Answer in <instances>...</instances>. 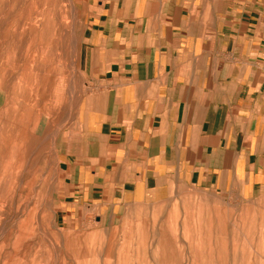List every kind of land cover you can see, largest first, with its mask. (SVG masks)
I'll use <instances>...</instances> for the list:
<instances>
[{
  "label": "crops",
  "instance_id": "0c3cea01",
  "mask_svg": "<svg viewBox=\"0 0 264 264\" xmlns=\"http://www.w3.org/2000/svg\"><path fill=\"white\" fill-rule=\"evenodd\" d=\"M74 199L120 211L187 188L254 191L264 169V0H76ZM68 177V178H69Z\"/></svg>",
  "mask_w": 264,
  "mask_h": 264
},
{
  "label": "rangeland",
  "instance_id": "374dc122",
  "mask_svg": "<svg viewBox=\"0 0 264 264\" xmlns=\"http://www.w3.org/2000/svg\"><path fill=\"white\" fill-rule=\"evenodd\" d=\"M82 33L76 0H0V264H264V169L241 197L75 201Z\"/></svg>",
  "mask_w": 264,
  "mask_h": 264
}]
</instances>
